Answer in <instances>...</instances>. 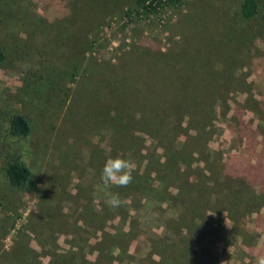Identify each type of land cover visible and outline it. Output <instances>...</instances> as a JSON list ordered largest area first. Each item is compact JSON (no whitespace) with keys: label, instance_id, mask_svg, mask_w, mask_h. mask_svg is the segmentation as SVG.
<instances>
[{"label":"rangeland","instance_id":"obj_1","mask_svg":"<svg viewBox=\"0 0 264 264\" xmlns=\"http://www.w3.org/2000/svg\"><path fill=\"white\" fill-rule=\"evenodd\" d=\"M2 1L9 6H0V42L9 50L0 110L12 106L38 127L28 138L29 185H11L0 156V264H256L264 254V24L252 41L246 26L222 40L241 0H180L161 16L127 23L121 18L136 0ZM160 53L194 61L186 72L215 88L209 150L192 155L204 135L173 158L183 165L168 182L170 201L125 187L113 208L100 175L122 145L108 140L107 101L92 97L119 74L135 77L138 96L146 82L160 86L151 78L165 70ZM42 75L53 81L51 100L46 85L37 89ZM75 91L82 100L72 104ZM141 128L117 139H130L133 176L162 180L150 162L163 152L153 153Z\"/></svg>","mask_w":264,"mask_h":264},{"label":"trees","instance_id":"obj_2","mask_svg":"<svg viewBox=\"0 0 264 264\" xmlns=\"http://www.w3.org/2000/svg\"><path fill=\"white\" fill-rule=\"evenodd\" d=\"M167 1L170 5H175L176 2L180 3V0ZM145 2L146 0H136L138 8L143 7L145 12H152L153 8L152 10H147L148 7H144ZM2 4L8 5L0 0V6ZM263 8L262 0H241L237 10L233 12L232 22L234 26H229L227 34L223 36L222 40L230 42L235 34L244 30L245 26L248 28L249 40L252 41L255 36L259 37L256 30L260 24H264ZM1 10L2 7H0V12ZM92 44L94 43H91V46ZM8 50L0 42V65L6 62ZM159 58L160 66L166 71L161 70L160 73L155 71L151 74V78L160 86H156L151 81L146 82L144 84V87H146L143 93L144 97L136 94L138 82L135 77L127 73L118 75L120 80L117 84L115 82L117 77L112 76L109 81L112 84L111 87L103 91L104 93H99V99L92 98L95 101H107L108 104L104 105L105 115L107 116L104 118V124L107 123L105 131L109 133L108 140L110 143L118 142L122 145V150L120 151L122 158L128 160L129 151L132 150L130 139L134 137V134L130 132L134 130V126L139 125L142 126L141 129L145 136L147 135L156 143L152 149L153 153L155 154L158 149L163 152L161 157L150 162V167L158 173L163 171L167 177L161 180V178L136 175L137 177L133 176V181L126 188L112 186L115 190L114 193H122L124 191L122 188L139 193L137 188H144L146 189V196L144 197H152L155 200L162 197L160 202H168L171 199L167 188L168 182L170 180L176 181L173 176L178 174L180 165H183L181 161L176 162L173 158L180 156L187 150L189 140H201L204 135L206 136L201 148L199 150L196 149L198 152L194 151L192 155H200L201 151L209 150L208 142L215 128L214 103L210 104V98L216 94V90L211 86L212 84H209L210 82L200 81L197 75L194 74L195 71L186 72V70H193L197 67L198 64L194 61L180 57L179 53L170 55L160 53ZM163 58L164 61H162ZM227 63L229 65L231 61L227 60ZM109 65L110 69L114 67V64ZM170 72L176 74L174 87H171V84L169 87L168 81L171 82ZM38 81L37 89L41 90L46 85L44 94L47 96V100H51L55 91L54 84H50L53 81L43 75L41 80ZM198 85H200L199 88ZM30 87L31 84H27L26 88L29 89ZM162 89L164 92L161 97L160 90ZM44 94L43 96H45ZM75 99L82 100V98H79L77 91L74 92V103L72 104L77 102ZM190 99H195L198 102L192 104L189 102ZM158 101L161 104H158L160 103ZM72 107V105L69 106L70 109ZM35 121V117H31V115L25 114L20 110H15L12 106H8L3 111L0 110V156L4 161L3 163H5L9 182L16 188H25L31 182L32 172L26 158L28 138L38 127ZM123 133H128L126 136H129L130 139L123 138V141L119 142L117 138L122 137ZM143 137L141 136L139 139L143 143V148L146 149ZM111 157L114 156L112 155ZM162 158L164 160L161 162ZM156 167L157 169H155ZM132 173L138 174L135 171ZM156 183H162L163 186L161 185V188H159ZM175 187H178V185H175ZM132 196H135V194Z\"/></svg>","mask_w":264,"mask_h":264},{"label":"clouds","instance_id":"obj_3","mask_svg":"<svg viewBox=\"0 0 264 264\" xmlns=\"http://www.w3.org/2000/svg\"><path fill=\"white\" fill-rule=\"evenodd\" d=\"M133 170L134 165L120 155L106 160L100 180L105 189L104 196L110 207L118 208L122 203L119 193L112 192L111 187H127L133 181ZM256 264H264V254L257 256Z\"/></svg>","mask_w":264,"mask_h":264},{"label":"built area","instance_id":"obj_4","mask_svg":"<svg viewBox=\"0 0 264 264\" xmlns=\"http://www.w3.org/2000/svg\"><path fill=\"white\" fill-rule=\"evenodd\" d=\"M167 0H146V2L144 3V7H148L147 10H152L153 11L148 13L144 11L143 7H139L137 6V8L135 10L132 11H128L125 13V15L121 18V21L123 23H127L130 22L131 20H138V19H142V18H148L151 15H158L161 16L162 14H164V11L169 8V7H173L176 6L177 4H179V2L175 5H170L167 3ZM151 6V7H150Z\"/></svg>","mask_w":264,"mask_h":264}]
</instances>
